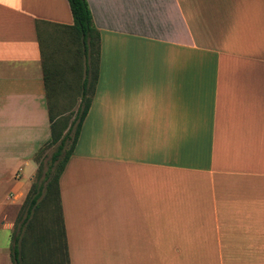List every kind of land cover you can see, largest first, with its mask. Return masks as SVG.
I'll list each match as a JSON object with an SVG mask.
<instances>
[{"label":"crops","instance_id":"crops-1","mask_svg":"<svg viewBox=\"0 0 264 264\" xmlns=\"http://www.w3.org/2000/svg\"><path fill=\"white\" fill-rule=\"evenodd\" d=\"M85 2L97 77L57 182L64 264H264V0ZM36 23L71 25L66 0H0L10 264L50 133Z\"/></svg>","mask_w":264,"mask_h":264},{"label":"trees","instance_id":"trees-1","mask_svg":"<svg viewBox=\"0 0 264 264\" xmlns=\"http://www.w3.org/2000/svg\"><path fill=\"white\" fill-rule=\"evenodd\" d=\"M66 2L71 25L47 26L41 23L44 28L52 29L49 33L41 30L43 34L38 28L40 23H36L50 133L48 141L36 152L40 160L18 210L16 231L13 222L8 246L11 264H47V260L56 263V249L47 241L50 230L41 226L39 214V210L49 206L50 202L59 217L64 261L57 182L73 152L94 92L98 55V34L91 24L85 0ZM46 148H52V151L43 164L42 151Z\"/></svg>","mask_w":264,"mask_h":264},{"label":"rangeland","instance_id":"rangeland-1","mask_svg":"<svg viewBox=\"0 0 264 264\" xmlns=\"http://www.w3.org/2000/svg\"><path fill=\"white\" fill-rule=\"evenodd\" d=\"M44 31L48 33L51 32L50 28H44ZM45 32V33H47ZM52 148H46L42 151L43 154V164H46L49 154L51 153ZM29 189V188H28ZM20 209V205H17L11 210V215L8 216V219L14 222V231H16L17 225H19V220H17L18 210ZM41 226L49 228L50 232L47 237V241H49L56 249L57 261L56 263H52L50 260H47V264H64L62 257V239H61V231H60V222L59 217L57 216V212L54 209V205L50 202L49 206L41 208L39 210ZM40 225V223H38ZM8 231H4L3 228H0V249L7 248L8 245ZM48 259V258H47ZM0 264H10L8 259V254L6 251H0Z\"/></svg>","mask_w":264,"mask_h":264}]
</instances>
